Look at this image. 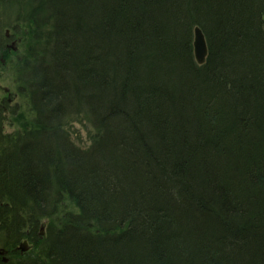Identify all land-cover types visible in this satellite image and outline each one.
<instances>
[{
	"label": "trees",
	"instance_id": "trees-1",
	"mask_svg": "<svg viewBox=\"0 0 264 264\" xmlns=\"http://www.w3.org/2000/svg\"><path fill=\"white\" fill-rule=\"evenodd\" d=\"M0 4L32 113L6 132L0 102L7 264H264V0ZM82 114L100 132L86 148L63 129Z\"/></svg>",
	"mask_w": 264,
	"mask_h": 264
},
{
	"label": "rangeland",
	"instance_id": "rangeland-1",
	"mask_svg": "<svg viewBox=\"0 0 264 264\" xmlns=\"http://www.w3.org/2000/svg\"><path fill=\"white\" fill-rule=\"evenodd\" d=\"M1 7V4H0ZM6 9V8H5ZM3 10V9H0ZM3 15V13H2ZM4 19V18H3ZM5 20V19H4ZM4 25V26H3ZM1 25L0 28L3 29V33L6 34V37L9 38L6 46V50H4V54L0 55V102L5 101L8 106L4 107L5 114L7 116V120L4 122V130L6 132H13L15 129H22V124H32V118H31V111L28 107L20 103L21 99L20 95H18V89L20 88V84L16 82L15 78V68L12 65V62L14 63L13 59L18 58V55L23 54V43L22 39L23 36L17 32L18 29L16 27H8L10 24L9 20H6V23ZM14 26V25H13ZM200 27L199 25H195ZM194 26V27H195ZM194 27L191 31L192 34V50H193V39H194ZM202 30V28L200 27ZM22 30V29H21ZM19 31V30H18ZM23 34L25 35L26 32L22 30ZM203 32V30H202ZM204 34V32H203ZM205 37V34H204ZM27 36L25 35V39ZM206 40V39H205ZM207 47V43H206ZM23 49V50H22ZM194 61L198 65H202L205 60L202 63H199L194 55V50L192 51ZM208 54V47H207V53ZM21 58V57H20ZM206 59V57H205ZM15 108L14 114L11 113V109ZM63 129H66L68 134H70V139L73 141V143L81 148H86L89 146L95 138H97L99 132V129H97L92 122L85 116V115H79L75 116L73 115L72 118L70 117L65 124H63ZM65 207L63 209H59L60 212L56 214V218L45 220L40 223L39 228V238H43L46 236L47 231L49 230L50 225L55 224L57 227L61 223L64 222L65 215L69 209H71L72 205H69L68 200H66L65 203H63ZM58 218V221H57ZM50 221V225L48 226V223ZM26 241L24 245V249L19 248V244L21 242ZM17 250H19L20 254H23L25 252H29L33 250V245L30 242L29 239H23L21 240L18 245L15 247ZM0 250H3L2 253H0V259L4 263H8V261L14 260V256L12 255V251H9L10 249H5L3 247H0Z\"/></svg>",
	"mask_w": 264,
	"mask_h": 264
},
{
	"label": "water",
	"instance_id": "water-1",
	"mask_svg": "<svg viewBox=\"0 0 264 264\" xmlns=\"http://www.w3.org/2000/svg\"><path fill=\"white\" fill-rule=\"evenodd\" d=\"M193 50L196 60L199 63H202L205 60L206 53H207V47H206V40L204 37V34L200 27L195 26L194 27V39H193ZM26 241L21 242L19 244V248L24 249ZM3 250H0V253H2Z\"/></svg>",
	"mask_w": 264,
	"mask_h": 264
}]
</instances>
